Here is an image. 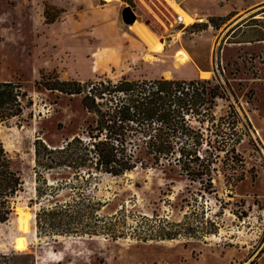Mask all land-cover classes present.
I'll use <instances>...</instances> for the list:
<instances>
[{"label":"rangeland","instance_id":"1","mask_svg":"<svg viewBox=\"0 0 264 264\" xmlns=\"http://www.w3.org/2000/svg\"><path fill=\"white\" fill-rule=\"evenodd\" d=\"M45 1L63 10L49 24L43 16ZM177 6L195 21L177 23V14L182 15ZM246 7L240 3L229 20L213 26L210 18L217 14L205 11L200 0H0V80L19 81L32 99L19 117L0 124L11 168L22 181L11 198V215L0 222V253H30L35 264H264V40H256L252 27L229 31L259 9ZM124 9L132 21L124 18ZM179 52L186 54L185 64L176 60ZM215 64L224 69L220 77L212 71ZM200 70H209V77H201ZM40 72L81 82L122 76L217 78L227 97L216 99L215 115L233 103L252 126V142L244 137L237 145L244 179L231 186L217 171L209 186L186 179L176 168L138 166L120 176L97 174L94 195L106 202L103 216L125 210L127 225L119 227L124 233L135 214L181 221L190 204L197 211L205 207L218 231L202 238L148 241L130 235L112 240L104 233L38 236L36 205L31 203L36 198L34 140L58 145L73 135L86 139L87 125L95 120L82 107L81 95L36 87ZM39 170L53 182L54 171ZM72 175L67 181H75ZM70 194L64 189L49 199L64 200ZM18 241L24 242L20 249Z\"/></svg>","mask_w":264,"mask_h":264},{"label":"trees","instance_id":"2","mask_svg":"<svg viewBox=\"0 0 264 264\" xmlns=\"http://www.w3.org/2000/svg\"><path fill=\"white\" fill-rule=\"evenodd\" d=\"M258 7L229 31L252 27L256 40H264V2ZM62 12L44 2L45 23L54 22ZM233 14L212 16L210 23L216 26L219 20L221 25ZM34 84L81 95L82 107L95 115L94 123L87 125L86 139L73 135L58 145H49L40 138L34 140L36 198L31 203L36 205L34 223L38 236L92 237L104 233L112 240L130 235L148 241L202 238L218 231V223L208 217L205 207L197 211L198 207L190 204L181 221H169L156 213L151 217L135 214L134 223L127 226L129 232L124 233L119 227L127 225L125 210L103 216L100 211L106 202L94 195L97 174L120 176L138 166L176 168L186 179L209 186L217 171L231 186L244 179L246 170L237 145L244 137L252 142V126L233 103L228 104L224 114L215 115L216 99L227 97L217 78L147 80L122 76L117 81L99 78L81 82L61 80L54 72H40ZM31 104L32 99L19 81L0 80V124L19 117ZM219 159L222 164L218 166ZM39 168L54 171L53 182ZM55 173L61 175L60 179ZM68 173L73 174L75 181H67ZM255 175L253 172L252 178ZM21 185L0 138V222L11 215V198ZM64 189L71 191L68 199L50 201ZM106 217L114 223L106 225ZM0 264H35V259L30 253H0Z\"/></svg>","mask_w":264,"mask_h":264},{"label":"crops","instance_id":"3","mask_svg":"<svg viewBox=\"0 0 264 264\" xmlns=\"http://www.w3.org/2000/svg\"><path fill=\"white\" fill-rule=\"evenodd\" d=\"M263 2L264 0H243V2L241 0H200L201 7L207 12L217 14L216 16H224L229 12H234V10H237V7H240V3L247 5L246 8L254 9ZM202 71L209 70H200V76Z\"/></svg>","mask_w":264,"mask_h":264},{"label":"bare ground","instance_id":"4","mask_svg":"<svg viewBox=\"0 0 264 264\" xmlns=\"http://www.w3.org/2000/svg\"><path fill=\"white\" fill-rule=\"evenodd\" d=\"M173 3V2H172ZM176 4V3H175ZM177 11H181L182 13V17H183V22L186 24V25H189L191 23H193L195 21V16L189 14L187 11H185L184 9L180 8L179 6H177L175 8ZM176 60L180 63V64H185L188 60L186 54L184 52H179L176 56ZM184 66V65H183ZM210 75V71H202L201 72V76L202 77H209ZM24 242H21V241H18L15 245V247L17 249H20L24 246L23 244Z\"/></svg>","mask_w":264,"mask_h":264},{"label":"built area","instance_id":"5","mask_svg":"<svg viewBox=\"0 0 264 264\" xmlns=\"http://www.w3.org/2000/svg\"><path fill=\"white\" fill-rule=\"evenodd\" d=\"M175 21L177 23H184L183 22V17L181 14H177L176 18H175ZM223 67L222 66H218V64H215V67L212 69L213 73L214 74H217L219 77H220V73L221 71H223Z\"/></svg>","mask_w":264,"mask_h":264},{"label":"water","instance_id":"6","mask_svg":"<svg viewBox=\"0 0 264 264\" xmlns=\"http://www.w3.org/2000/svg\"><path fill=\"white\" fill-rule=\"evenodd\" d=\"M124 18L128 19V21H132L134 19L133 15H131L128 9H124L123 13Z\"/></svg>","mask_w":264,"mask_h":264}]
</instances>
